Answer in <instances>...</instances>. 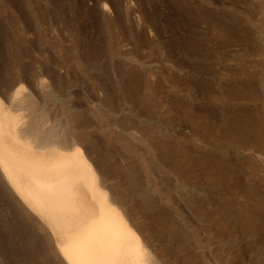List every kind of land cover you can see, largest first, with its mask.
Listing matches in <instances>:
<instances>
[{
	"label": "rangeland",
	"instance_id": "obj_1",
	"mask_svg": "<svg viewBox=\"0 0 264 264\" xmlns=\"http://www.w3.org/2000/svg\"><path fill=\"white\" fill-rule=\"evenodd\" d=\"M0 101L92 131L151 261L264 264V0H0ZM2 177L0 264H61Z\"/></svg>",
	"mask_w": 264,
	"mask_h": 264
},
{
	"label": "bare ground",
	"instance_id": "obj_2",
	"mask_svg": "<svg viewBox=\"0 0 264 264\" xmlns=\"http://www.w3.org/2000/svg\"><path fill=\"white\" fill-rule=\"evenodd\" d=\"M18 92L20 91L18 90ZM15 94H17L16 91ZM16 102V105H21L24 102V93ZM11 110L3 107V103L0 101V174L9 188L15 192V196L21 201V204L27 208L26 210L33 213L35 217L37 216L38 222L43 220L51 233L48 232L50 235L44 238H50L52 235L55 239L56 248L61 255L59 257L64 259H62L64 262L60 263L144 264L147 260L151 261L150 253L153 251H148L144 245L147 243L142 242L143 239L140 240L135 229L133 230L134 227L132 228L133 224L130 225L131 219L129 220L130 224L128 222V217H126L128 211L125 212L122 207V203L128 199L122 201L123 198L120 197L119 200L117 198L119 194L117 192L114 194L106 187L103 179L105 176H102L104 174L101 175L103 178L98 176V172H96L98 169L95 170L97 166L94 165L95 168L92 167L93 165L91 166L94 164L93 159L91 160L93 163L87 159L88 152L85 151L87 148L99 150L97 142L94 143V140L97 139L92 140L90 137L92 128L89 129L91 132H87L83 128L77 131L70 129V132L72 131L70 134L69 131L68 134H66L67 132L62 133L63 131H53L55 118L52 117L49 121L44 122L45 126L43 124L39 129L35 124L27 125L21 122L20 116ZM90 121L87 120L86 123L93 124ZM84 127L87 128L86 124ZM96 129L95 127L93 131ZM104 148L107 152L108 149ZM104 148L102 149L104 150ZM95 153L101 156L105 152L100 154L96 151ZM96 154H93L94 158L97 157ZM88 158L90 159V157ZM95 160L97 161V158ZM130 165L132 168L133 164ZM130 167L128 166L129 169H131ZM105 179L107 178L105 177ZM145 186L143 185L142 188ZM108 187L110 188L111 185ZM113 190L116 188L113 187ZM13 191L11 192L14 194ZM18 199L16 200L19 201ZM0 210L2 212V209ZM40 229L38 230L39 234L42 231V234L46 233L42 230L43 228ZM48 243L46 242V244ZM48 246L50 248L51 245L48 244ZM52 247L55 251V245ZM51 253L56 254L55 252ZM153 258L155 260L154 256ZM153 258L151 262L155 264ZM158 261L160 262V260ZM158 261L155 260L156 263Z\"/></svg>",
	"mask_w": 264,
	"mask_h": 264
}]
</instances>
